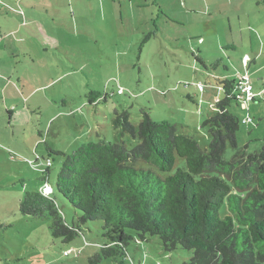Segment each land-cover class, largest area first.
Masks as SVG:
<instances>
[{"label":"rangeland","instance_id":"374dc122","mask_svg":"<svg viewBox=\"0 0 264 264\" xmlns=\"http://www.w3.org/2000/svg\"><path fill=\"white\" fill-rule=\"evenodd\" d=\"M17 16L42 52L33 61L9 39L0 66V264H90L111 242L101 222H89L65 243L53 236L49 217L24 215L20 203L43 188L49 171L62 214L76 222L81 214L56 185L65 157L54 152L70 155L88 142L119 139L132 149L139 140L120 136L116 112H129L136 128L143 111L171 122L206 151L211 137L203 124L225 98L220 82L248 75L256 99L228 107L240 128L225 158L263 148L264 0H0V36L16 27ZM9 81L19 96L12 88L3 92ZM92 92L100 97L94 102ZM249 117L253 123L244 124ZM184 167L177 158L161 176ZM128 234L125 255L100 264H191V251H168L159 236Z\"/></svg>","mask_w":264,"mask_h":264},{"label":"trees","instance_id":"16d2710c","mask_svg":"<svg viewBox=\"0 0 264 264\" xmlns=\"http://www.w3.org/2000/svg\"><path fill=\"white\" fill-rule=\"evenodd\" d=\"M225 98L203 127L209 150L180 134L171 122H155L142 112L138 128L127 111L116 112L120 136L139 140L132 149L115 143L88 142L65 157L57 176L60 195L81 216L69 224L53 195L26 192L22 214L49 217L52 234L65 243L82 235L89 222H101L110 243L89 260L100 264L124 256L134 232L141 240L159 236L166 250L182 247L193 253L191 264H264V146L225 158L227 145L237 147L239 119L228 111L235 98V79L220 82ZM91 93V100L99 95ZM53 152V151H52ZM177 158L184 168L171 173ZM49 171L43 182H49Z\"/></svg>","mask_w":264,"mask_h":264},{"label":"crops","instance_id":"0c3cea01","mask_svg":"<svg viewBox=\"0 0 264 264\" xmlns=\"http://www.w3.org/2000/svg\"><path fill=\"white\" fill-rule=\"evenodd\" d=\"M22 17H23V15H22ZM12 19L15 20V19H20V18L17 16V17H12L11 20ZM16 22H17V24H16L15 28L9 27L8 28L9 30L7 28H3L5 34L3 36H0V48L2 49L0 52V63H1L0 66L2 65V62L6 61V59L9 56L6 54L8 51V46L6 45V43L8 42L9 39H11V41L16 43V44L20 41V43H22L24 45V48L26 50L25 56L28 55V57L33 59V61L35 60L36 54L42 52L41 51L42 46L39 44L38 41L35 40V37H33V33L31 35L26 33L25 26H24L25 22L23 20H22V22L21 21H16ZM21 33L24 34L25 36H23ZM4 54H5V56H3ZM245 57H248V56H245ZM2 67L5 68L4 66H1V69H2ZM10 88L14 89L15 90L14 93H16L19 96V91H18L17 86L13 82H10V81L4 84L3 92L6 93L7 89L10 90ZM12 95L14 97L13 93H12ZM18 96H16V97H18Z\"/></svg>","mask_w":264,"mask_h":264},{"label":"built area","instance_id":"2783aa9c","mask_svg":"<svg viewBox=\"0 0 264 264\" xmlns=\"http://www.w3.org/2000/svg\"><path fill=\"white\" fill-rule=\"evenodd\" d=\"M249 57H245L243 63L247 65L249 63ZM236 87H235V98L237 102H243L248 105L250 102H253L256 99V95L253 90V86L251 84L250 76L242 75L238 76L236 79ZM253 123L252 118H248L244 121V124ZM48 166H51V161L48 160ZM40 192L45 197H50L53 195V188L49 185V182L45 183ZM67 254V253H66Z\"/></svg>","mask_w":264,"mask_h":264},{"label":"clouds","instance_id":"9594fccd","mask_svg":"<svg viewBox=\"0 0 264 264\" xmlns=\"http://www.w3.org/2000/svg\"><path fill=\"white\" fill-rule=\"evenodd\" d=\"M45 183V182H44Z\"/></svg>","mask_w":264,"mask_h":264}]
</instances>
